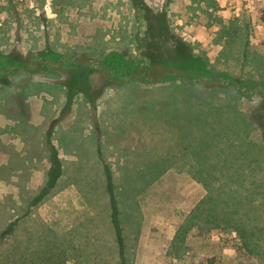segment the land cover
I'll return each mask as SVG.
<instances>
[{
    "label": "rangeland",
    "instance_id": "obj_1",
    "mask_svg": "<svg viewBox=\"0 0 264 264\" xmlns=\"http://www.w3.org/2000/svg\"><path fill=\"white\" fill-rule=\"evenodd\" d=\"M152 1L147 6L166 13L170 34L218 78L129 81L90 101L70 97L67 78L89 79L98 89L107 75L93 62L69 65L60 68L64 95L54 112L51 89L41 94L19 82L48 72L13 74V87L23 88L14 95L0 82V102L7 99L0 110V264H264V145H254L264 142V0H173L183 13L192 10L182 19L170 0ZM130 4L128 19L113 11L98 21L77 8L55 15L50 2L0 0V52L35 59L46 48L43 32L54 48L88 45L93 41L79 32L112 22L135 35L116 53L145 60L147 21L139 4ZM152 68V79L175 71ZM46 100L50 120L40 106ZM198 206L224 218L198 214L192 225ZM222 219L254 228L260 255Z\"/></svg>",
    "mask_w": 264,
    "mask_h": 264
},
{
    "label": "trees",
    "instance_id": "obj_2",
    "mask_svg": "<svg viewBox=\"0 0 264 264\" xmlns=\"http://www.w3.org/2000/svg\"><path fill=\"white\" fill-rule=\"evenodd\" d=\"M34 1L42 2L45 0ZM131 1H133L135 5L139 4L140 9L144 11V17L147 21V37L141 43V47L143 49L142 53L147 62L141 59L130 58V56L126 53L119 54L111 52L99 62L92 61L96 64L95 68L98 71L101 73L104 72L107 75L106 83L102 84L98 89H94L91 86L89 79L85 78L81 80L71 77L67 78L65 85L68 87L70 97L81 93L90 101H94V99H97L101 95L107 86L119 85L126 81L160 83L181 78L189 83H205L218 78L217 75L220 73L213 72L206 68V62L204 60L195 57L192 54L191 49L187 47L181 39H176L172 34H170L165 12H155L152 8L147 6L144 0ZM81 64H88V60L85 61L69 57V55L57 54L49 49L48 46L39 51L35 59H32L31 54L24 55L16 50L0 52V82L9 85L11 83V76L19 71L47 72L53 70V68L58 69L69 65L79 66ZM90 65L92 66V64ZM152 66H158L166 70L174 69L175 71L173 74L172 72L171 74L170 72H166L162 74L163 76L160 78L152 79V76L156 73V69H158L152 68ZM196 67H198V69H196ZM213 76L216 78H213ZM219 78L223 79V81L227 80V82H234V85H237L235 80L227 78L225 75H222V77ZM211 199L213 200V198ZM213 206L216 205L214 204ZM219 211L222 212L217 209H200L198 206L192 213L195 218H190L188 223L192 225L199 224L198 214H206V217L213 216L211 221L221 222V218H224V216H217L216 214ZM222 221L227 226V229H234L237 231L238 236L242 239L245 247H247L250 253L260 255V250L257 248L260 239L257 240L258 236L256 237L254 228L250 229L241 223L230 224L229 221H225L224 219H222ZM183 232L184 231H182V233ZM181 235L182 234L179 236L181 237ZM180 237H178V239ZM262 240H264V237L261 238V241ZM40 260L44 263H48L50 261L48 258H42ZM24 264H32V262L29 261Z\"/></svg>",
    "mask_w": 264,
    "mask_h": 264
},
{
    "label": "crops",
    "instance_id": "obj_3",
    "mask_svg": "<svg viewBox=\"0 0 264 264\" xmlns=\"http://www.w3.org/2000/svg\"><path fill=\"white\" fill-rule=\"evenodd\" d=\"M170 1H171V3L169 5L170 6L169 9L173 12V15H175V13H177L182 19L183 16L180 14V13H183L182 10H180L177 7L178 6L177 3L173 2V0H170ZM45 2L46 3L50 2L51 6H52L53 13L55 15H58V16H62L63 13L66 14L70 8H77L81 11L82 15L84 14L86 16V18H89L90 20H94V19L96 20V18H98V21L100 20V18L102 19V16H107V19L109 21V19L111 18L110 15L112 14L113 11H114L113 14L121 16L123 20H126L131 15L135 14L134 8L130 4L132 1H130V0H116L115 2L110 1L106 6H100V5H98L97 2H95L93 0H90L88 5H85V3H87L86 1H84V3H83V2H79L78 0H45ZM145 2H147L149 5H151L152 3L155 5L157 4V3H154L152 0H145ZM49 8L51 9L50 6H49ZM183 10H184V13H183L184 15L185 14H186V16L192 15L191 8H190V12L188 11V9H185V8H183ZM87 16H89V17H87ZM92 17H94V18H92ZM90 20H88V21H90ZM64 22H65V18H63L61 20V23H63L62 24L63 26L64 25L67 26L68 24H65L66 22L65 23ZM71 31H73V28H72V30L69 29L68 32L69 33H76L74 31L73 32H71ZM87 32L86 33L79 32L80 33L79 35H81V34L82 35H88V37L93 42L88 44V45H86V43H81L80 45H76V47H73L74 44L66 43V44H62V45L58 44L59 47L54 48V43H52V40H49L48 33L45 32V34H44V32H43V35L40 34V36H42V38H43L42 39L43 40V46H45V45L48 46L49 49H51L52 51H54L55 53L60 54V55H69V57H73V58H77V59H81V60H85V61L88 60V64L92 61L99 62L101 59H103L108 54L107 53L108 51L116 52V50H117V52H118L120 50L121 51L127 50L126 48H128V43L131 41L132 37L133 38L135 37V35L133 36V33H132L133 30L131 27L126 28V27L122 26L119 28L116 26H112V22L109 24L108 28L106 26H104V28H102L101 26H98V27L95 26V28L93 30L87 31ZM96 38H97V40H96ZM84 39H86V37H84ZM98 39H100V40H98ZM41 45H42V41L39 42L38 46H41ZM98 46H100V49H98V50L95 49ZM91 48H93L94 50ZM69 49H72V50H69ZM37 50H39V49H37ZM47 72L48 73L46 75H44L43 77L38 75V76H35L33 78H28V76L25 75V77L22 80H20L19 82L23 85V87L26 86L25 90H30V88H28L29 86L30 87H37V92L40 91L41 94L43 92H48L46 90L47 88L51 89L50 90V92L52 93L51 95H54L55 98L51 97V99H49L48 102L50 101V103L52 105L50 110H53V111H50V112H54L55 104H57V103H55V101H56V99H58L57 98L58 95H64V91H63L64 86H63V84H62L63 82L61 80L63 77V72H62V70H60V68H58V69L53 68V70L47 71ZM51 72H53V73H51ZM17 73L23 74L26 72L25 71H19ZM17 73H15V74H17ZM46 78L50 79V81H46L45 80ZM51 79H52V81H51ZM169 81H171V80H169ZM127 82H129V81H126L124 83L116 85L115 87L126 84ZM181 82L187 83L184 80H182ZM136 83L144 84V83L139 82V81H136ZM161 83H164V82H160V84ZM194 83H196V82H194ZM14 85L16 87L15 86L13 87L12 81L8 85V86H10L9 89H12V88L15 89L14 92H12V91L10 92V93H13L11 95L18 94L23 89L19 83L17 85L16 84H14ZM49 85H53L54 87L52 88ZM42 86H45V87L42 88ZM19 87H21V90L19 89ZM113 88H114V86L108 90L105 89L101 93L100 96L103 97V96H105L106 93H109V96H110L114 92ZM236 90L237 89L234 88L235 93H236ZM8 100H9V98H8ZM59 100L60 99H58V102H59ZM6 101H7V99H4L0 102V110L5 105L4 102H6ZM46 102H47V100L44 101L43 104H40V106H42V113L44 116L43 119L46 120L49 118V120H50L52 117L51 114L44 112V105L46 104ZM242 121L244 123H246L247 125L250 123H256L254 120H247L245 118L242 119ZM97 122L100 123L98 118H97ZM246 124H245V126H246ZM242 133H244V135H245V132H242ZM103 136H104V134L102 131L99 139L102 140ZM254 145L259 146V147H263L264 142L255 143ZM113 148L114 147L112 145V149ZM178 168L183 169L182 166H180ZM165 172H167V170H164V173ZM183 172H186V171H180V173H183ZM260 189H261V191L264 190L262 187H260ZM262 195L263 194L261 192V196ZM227 230H229V229H227Z\"/></svg>",
    "mask_w": 264,
    "mask_h": 264
}]
</instances>
